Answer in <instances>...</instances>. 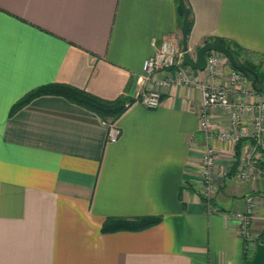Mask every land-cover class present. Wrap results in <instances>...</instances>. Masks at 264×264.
<instances>
[{
  "label": "crops",
  "instance_id": "obj_1",
  "mask_svg": "<svg viewBox=\"0 0 264 264\" xmlns=\"http://www.w3.org/2000/svg\"><path fill=\"white\" fill-rule=\"evenodd\" d=\"M185 3L193 57L216 38L264 54V0ZM177 8L178 0H0V264H243L254 255L264 228V149L244 139L238 152L215 135L217 189L208 200L199 84L224 86L242 102L264 100V91L246 95L254 86L248 77L233 84L223 53L215 76L180 63L156 72L157 81L183 67L194 83L144 86V61L164 37L182 50ZM52 83L131 102L117 119L118 141L108 140L100 115L60 94L13 111ZM151 90L162 95L158 107L135 101ZM213 116L215 134L230 129L227 109L215 107ZM253 116L242 113L245 128ZM248 195L256 205L246 241L234 212ZM147 216L161 221L138 231L102 229L112 218Z\"/></svg>",
  "mask_w": 264,
  "mask_h": 264
},
{
  "label": "built area",
  "instance_id": "obj_2",
  "mask_svg": "<svg viewBox=\"0 0 264 264\" xmlns=\"http://www.w3.org/2000/svg\"><path fill=\"white\" fill-rule=\"evenodd\" d=\"M220 52L211 51L207 55L206 69L211 76H215L218 73V64L220 60ZM183 60V51L181 50L178 41L174 37H164L161 44L158 46L157 51L152 56L146 58L143 64V74L139 76V80L146 86L149 81L156 82L158 84H171L176 83L179 85H188L194 83L193 78L190 76L187 69L179 67L175 75L162 80L157 81L156 72L161 70H167L175 66H179ZM247 76L234 68L231 75L233 84L240 85L243 83ZM202 91L201 104L198 109L199 127L204 133L206 142L203 147L202 156V184L203 194L208 200L216 192L217 189V173H216V161L217 151L212 145L211 140L218 137L220 140L233 143L237 145L244 139H252L254 141V149H264V100L259 102L252 101H236L233 100L228 93V89L224 86H218L212 83L199 84ZM244 89V88H242ZM255 87L244 90L243 92L248 95L254 93ZM135 101L144 104L147 107L155 108L161 104L162 95L158 90L145 91ZM131 102L127 103L130 105ZM223 107L230 113L231 127L227 131H223L215 134L213 130V110L215 107ZM252 113L253 126L251 129H247L242 125V113ZM107 127V138L111 142L118 141L121 128L116 120L105 119L103 120ZM248 153L244 165L248 166L252 162L253 150ZM240 178H247L248 172L242 171L239 174ZM246 208L244 210H238L234 212L235 218L239 222L241 236L249 241L252 239L253 231L252 224L255 214L256 201L252 195H248L245 198Z\"/></svg>",
  "mask_w": 264,
  "mask_h": 264
},
{
  "label": "trees",
  "instance_id": "obj_3",
  "mask_svg": "<svg viewBox=\"0 0 264 264\" xmlns=\"http://www.w3.org/2000/svg\"><path fill=\"white\" fill-rule=\"evenodd\" d=\"M187 2V0H186ZM191 28V24H190ZM189 28V32H190ZM189 34V33H188ZM215 41L223 44L227 48L231 49L236 60L239 63L245 64L250 68L254 69L259 76V79L255 82V78L250 73H244L250 80L253 81L256 91H264V54H257L250 52L240 44L235 41L227 40L223 38H216ZM253 55L259 56V60L252 57ZM235 68V67H234ZM42 94H60L70 100L79 103L86 108L96 112L101 116L103 120L105 119H118L122 113L126 110L128 105L126 104V98L120 97L114 100L105 99L96 96L86 90L64 84V83H52L45 86H41L32 92L28 93L24 98H22L14 107L13 111L19 109L22 105L28 103L31 99ZM237 151H240L242 146V141L237 144ZM264 197V194H262ZM161 221V217L158 216H147L138 219H125V218H112L106 221L103 226L104 231H118V230H131L138 231L143 230L153 225L158 224ZM258 242L264 243V228L261 232ZM246 256V260L249 259Z\"/></svg>",
  "mask_w": 264,
  "mask_h": 264
},
{
  "label": "water",
  "instance_id": "obj_4",
  "mask_svg": "<svg viewBox=\"0 0 264 264\" xmlns=\"http://www.w3.org/2000/svg\"><path fill=\"white\" fill-rule=\"evenodd\" d=\"M178 13L183 17L182 20V51L183 65H189L197 69H205L207 64V55L211 51H217L226 55L236 69L243 73H250L254 76L255 82L259 79L258 73L249 66L239 63L231 49L217 41H207L197 50L196 57H193L188 51V33L191 24L190 13L191 9L186 5L185 0H178ZM243 264H264V243L258 242L256 251L252 257L247 259Z\"/></svg>",
  "mask_w": 264,
  "mask_h": 264
},
{
  "label": "rangeland",
  "instance_id": "obj_5",
  "mask_svg": "<svg viewBox=\"0 0 264 264\" xmlns=\"http://www.w3.org/2000/svg\"><path fill=\"white\" fill-rule=\"evenodd\" d=\"M252 57H254L255 59L259 60V56H255L253 55ZM239 144V143H238Z\"/></svg>",
  "mask_w": 264,
  "mask_h": 264
}]
</instances>
